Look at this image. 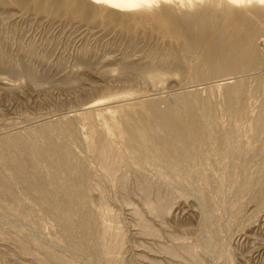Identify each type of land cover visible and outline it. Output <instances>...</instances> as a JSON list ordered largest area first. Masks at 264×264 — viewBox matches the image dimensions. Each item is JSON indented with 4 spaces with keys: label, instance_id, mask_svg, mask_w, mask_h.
I'll list each match as a JSON object with an SVG mask.
<instances>
[{
    "label": "rangeland",
    "instance_id": "374dc122",
    "mask_svg": "<svg viewBox=\"0 0 264 264\" xmlns=\"http://www.w3.org/2000/svg\"><path fill=\"white\" fill-rule=\"evenodd\" d=\"M194 3L0 0V264H264V7Z\"/></svg>",
    "mask_w": 264,
    "mask_h": 264
},
{
    "label": "bare ground",
    "instance_id": "6f19581e",
    "mask_svg": "<svg viewBox=\"0 0 264 264\" xmlns=\"http://www.w3.org/2000/svg\"><path fill=\"white\" fill-rule=\"evenodd\" d=\"M90 1H92V2H95V3H100V2H104L105 4H107V6H109V7H112L113 9H118V10H136V9H139V8H143L145 5H148L150 2H159V1H165V2H170V0H90ZM174 2H176L177 4H178V6H180L181 8L182 7H188L189 8V10H190V8L195 4L194 2L196 1V0H173ZM199 2L201 3V0H199ZM252 3L254 6H257V5H261V6H263L264 7V0H218V3L219 4H224V5H222L223 7H225L227 10H228V12H233V13H239L240 11V9L238 8V5H241V4H243V3ZM218 3H216V4H218ZM197 4V3H196ZM196 4H195V7H196ZM198 5H199V3H198ZM197 5V6H198ZM205 5V4H204ZM173 5H171V6H169L168 8H166V10H169L170 12H172V13H174V8L172 7ZM177 6V7H178ZM221 5H219L218 7H220ZM194 7V8H195ZM217 7V6H216ZM216 8L217 10L219 9V8ZM205 8V7H204ZM238 8V9H237ZM255 11H257V9L255 8L254 9ZM210 11V10H209ZM253 11V10H252ZM177 12V11H176ZM192 12H194V11H192ZM211 12V11H210ZM259 12V11H258ZM255 13H257V12H255ZM258 14V13H257ZM211 15V14H210ZM233 15V14H232ZM240 15V14H239ZM188 17L190 16L189 14L187 15ZM209 16V15H208ZM234 17V16H233ZM198 18H200V17H198ZM197 17L195 18V19H197V20H194V22H196V24L197 23H199V22H206V19L203 17H201L200 19H198ZM211 18V17H210ZM238 18V17H237ZM237 18H235V19H237ZM194 19V18H193ZM240 20V19H239ZM238 19L237 20H235L236 22L237 21H239ZM191 21L193 22V20L191 19ZM240 22V21H239ZM194 25H195V23H193ZM206 30V29H205ZM134 69V68H133ZM150 73V72H149ZM173 123V122H172ZM171 125V124H170ZM174 125V124H173ZM193 124H191V126H192ZM209 126V125H208ZM177 127V126H176ZM195 127H197V126H195ZM189 128V132H190V127H188ZM198 128V127H197ZM194 129L193 130V128L191 129V130H193V133H194V135L196 134V135H198L199 134V131L200 132H206V129L205 128H198V129ZM213 128V127H212ZM187 129V128H186ZM216 130V129H215ZM186 132V131H185ZM191 133V132H190ZM214 133V132H213ZM217 133V132H216ZM174 134V133H173ZM185 134H187V133H185ZM207 134H209V132L207 133ZM206 134V135H207ZM210 134H211V131H210ZM219 134H220V132H219ZM189 135V134H188ZM195 135V136H196ZM204 136V135H203ZM208 137V136H207ZM191 138V137H190ZM204 138V137H203ZM194 139H197V138H194ZM206 139V138H205ZM177 140H179L178 138H177ZM180 140H182V138L180 139ZM184 140V139H183ZM185 141V140H184ZM194 141V140H193ZM199 141V140H198ZM197 141V142H198ZM185 142H187V141H185ZM185 142H184V144H185ZM196 142V141H195ZM194 142V143H195ZM180 143V142H179ZM188 143H189V140H188ZM182 144V143H181ZM183 144V145H184ZM198 144V143H197ZM185 145H189V144H185ZM192 146V145H191ZM187 147H189V146H187ZM195 148H196V145H195ZM190 149V148H189ZM192 149H193V147H192Z\"/></svg>",
    "mask_w": 264,
    "mask_h": 264
}]
</instances>
